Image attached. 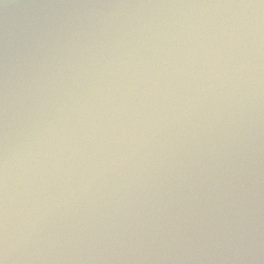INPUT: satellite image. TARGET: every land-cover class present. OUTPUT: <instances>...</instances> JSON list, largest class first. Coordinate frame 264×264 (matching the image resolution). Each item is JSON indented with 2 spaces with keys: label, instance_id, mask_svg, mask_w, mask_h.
<instances>
[{
  "label": "water",
  "instance_id": "1",
  "mask_svg": "<svg viewBox=\"0 0 264 264\" xmlns=\"http://www.w3.org/2000/svg\"><path fill=\"white\" fill-rule=\"evenodd\" d=\"M0 264H264V0H0Z\"/></svg>",
  "mask_w": 264,
  "mask_h": 264
}]
</instances>
